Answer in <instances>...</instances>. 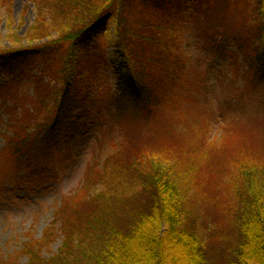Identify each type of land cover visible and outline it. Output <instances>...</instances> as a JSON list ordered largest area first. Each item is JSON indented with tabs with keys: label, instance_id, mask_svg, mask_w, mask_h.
Returning <instances> with one entry per match:
<instances>
[{
	"label": "trees",
	"instance_id": "16d2710c",
	"mask_svg": "<svg viewBox=\"0 0 264 264\" xmlns=\"http://www.w3.org/2000/svg\"><path fill=\"white\" fill-rule=\"evenodd\" d=\"M34 1L39 10V27L46 24L51 28L45 33L38 29L30 34L27 46H0V72L54 46L44 56L63 50L62 65L47 64L46 75L40 73L45 78L55 74L63 92L54 89L49 95L46 124L34 132L21 130L7 137L0 149V157H8L0 163L2 173L13 167L32 169L33 162L61 148L66 152L91 130L93 126L86 123L88 116L82 112L67 127H62L60 119L62 112L71 115L76 108L70 95L75 86L87 81V71L97 61L88 55L100 36L103 41L97 46V64L100 67L102 61L103 70L113 69L112 106L122 109L119 100L127 97L149 107L173 91L178 80L190 71L192 59L183 50L185 34L180 28L187 23L196 25L202 19L207 25L214 23L217 2ZM245 1L226 0L229 8L239 6L245 10L241 26L257 24L256 31L244 34L243 39L233 38L242 55L236 74L247 80L242 94L264 83V0ZM45 10L52 19L49 24L43 23ZM234 99L237 110L246 112L242 98ZM83 110L91 112L85 105ZM98 114H102L100 109ZM168 130L162 126L151 141L130 152L135 155L129 161L120 159L110 164L124 153L111 155L106 171H96L90 186H84L72 200L67 196L56 211L51 223L54 227H47L44 238L25 245L31 264H264V134H254L260 137L253 138L250 144H244L237 133L224 134L220 140L235 147L234 153L227 157V168L211 172L205 166L219 155H205L203 148L204 155L197 166L191 151L198 128H187L176 145L177 139L172 140ZM207 134L203 133L204 139ZM107 175V187L93 204L89 201L86 209L90 189L100 182L104 184ZM209 191L215 196V208L212 217L207 218L210 213L200 206ZM218 217L222 220L220 226L214 222ZM206 218L212 221L205 223ZM55 228L62 244L55 254L41 257L42 244L51 242ZM217 237H221L219 245Z\"/></svg>",
	"mask_w": 264,
	"mask_h": 264
},
{
	"label": "rangeland",
	"instance_id": "374dc122",
	"mask_svg": "<svg viewBox=\"0 0 264 264\" xmlns=\"http://www.w3.org/2000/svg\"><path fill=\"white\" fill-rule=\"evenodd\" d=\"M33 1L11 0L8 3L0 0V46H27L30 34L38 29L44 33L50 30L46 24L39 27V10ZM44 1L46 3L47 0ZM245 2L248 4L249 0ZM244 11L239 6L229 8L226 0H217L213 11L214 23L207 25V21L202 19L196 25L187 23L180 28L181 34H185L183 50L192 59L190 71L178 80L173 91L149 107L135 104L127 97L119 100L122 109L112 106L113 69L103 70L102 61L98 67L97 46L103 41L102 36L99 37L88 55L97 61L91 70L88 69L87 81L75 86L70 95V102L76 108L72 109L71 115L62 112L60 119L62 127H67L70 120L82 112L88 116L86 123L93 126L91 130L66 152L61 148L51 156L33 162L32 169L13 167L5 173L0 171V264H31L29 250L24 251L25 245L33 244L42 236L44 238L47 227H54L51 223L65 198L68 196L72 200L84 186H90L96 171L105 172L111 155L124 153L111 160L110 164L120 159L129 161L135 155L130 152L136 151L141 143L151 141L162 126L170 130L168 134L172 140L177 139L175 145L184 137L187 128H198V133L202 134L195 133L191 151L197 166L204 155L203 148L205 155H219L205 166L211 172H217L218 167L227 168V157L234 153L235 147L220 140L224 134L237 133L244 144L260 137L254 134H264V83L242 94L247 80L236 74L242 55L237 51L233 38L243 39L244 34L256 31L257 27V24L241 26L244 24L241 19ZM42 15L45 18L43 23L49 24L52 20L49 11H42ZM53 48L0 72V149L9 135L16 136V132L21 130L31 133L46 124L50 111L49 95L54 89L63 92L55 74L45 78L40 73L46 75L47 64L62 65L65 59L63 50L44 56ZM12 73H15L14 77H10ZM237 96L242 98L246 112L237 110L234 102ZM84 105L91 112H85ZM205 132L208 134L204 139ZM216 138L219 141L214 145ZM3 158L0 157V163L8 160L6 155ZM107 179L108 175L104 184L100 182L90 189L86 209L90 207L89 201L93 204L105 190ZM214 197L209 191L200 206L205 213H210L207 218L212 217ZM211 221L207 219L205 223ZM214 222L222 225L219 217ZM55 229L56 235L51 242L42 244L41 257L48 258L61 246L63 240ZM219 239L221 237H217V245L220 244ZM27 241L29 243H25Z\"/></svg>",
	"mask_w": 264,
	"mask_h": 264
}]
</instances>
